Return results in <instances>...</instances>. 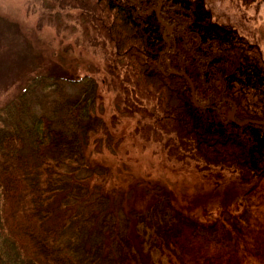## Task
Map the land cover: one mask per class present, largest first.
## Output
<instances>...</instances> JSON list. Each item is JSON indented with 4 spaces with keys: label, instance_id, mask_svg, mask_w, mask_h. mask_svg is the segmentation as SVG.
<instances>
[{
    "label": "trees",
    "instance_id": "trees-1",
    "mask_svg": "<svg viewBox=\"0 0 264 264\" xmlns=\"http://www.w3.org/2000/svg\"><path fill=\"white\" fill-rule=\"evenodd\" d=\"M34 1L58 29L74 21L105 73L101 83L93 72L67 77L76 96L62 78L39 75L42 99L24 90L0 109V264H101L104 236L118 234L120 219H106L108 196L86 182L97 173L87 150L93 135L114 140L101 116V84L111 119L132 118L133 133L170 162L228 171L245 187L237 211L217 207L210 221L154 192V202L125 219L142 226L145 255L169 264H264V28L252 41L207 0ZM119 239L111 264H147L130 237Z\"/></svg>",
    "mask_w": 264,
    "mask_h": 264
},
{
    "label": "rangeland",
    "instance_id": "rangeland-1",
    "mask_svg": "<svg viewBox=\"0 0 264 264\" xmlns=\"http://www.w3.org/2000/svg\"><path fill=\"white\" fill-rule=\"evenodd\" d=\"M207 1L219 20L231 22L256 41L260 29L264 28V0ZM40 17V8L34 0H0V109L24 90L29 91L27 96L32 98L35 89L34 97L42 99L44 89L38 84V78L34 79L39 75L45 76L48 82L62 78L60 84L70 96L78 92L77 87L65 81L67 77L77 78L93 72L99 83L104 78L101 56L83 43L80 28L74 21L65 18L66 26L58 29L57 25ZM262 43L264 49V41ZM48 88L50 91V86ZM99 94L104 105L101 116L114 140L109 144L101 131L93 135L87 150L97 173H89L86 182L90 191H102L108 196L106 219H120V224L114 227L118 234L107 237L111 235L107 232L104 236L100 262L111 264L114 261L121 244L119 237L124 235L133 240L135 249L144 251L140 255L142 261L169 264L167 256L160 261L157 252L145 255L148 249L146 245L142 247L139 236L144 232L142 226L131 217L129 227L125 226L131 211L145 210L155 201L154 192H162L168 193L171 204L184 215L210 221L217 216V207L237 211L245 187L228 171L204 174L192 166L170 162L154 142H146L133 133L135 121L132 118L111 119V94L102 84ZM98 138L105 142L96 150ZM117 140H120L118 146Z\"/></svg>",
    "mask_w": 264,
    "mask_h": 264
},
{
    "label": "water",
    "instance_id": "water-1",
    "mask_svg": "<svg viewBox=\"0 0 264 264\" xmlns=\"http://www.w3.org/2000/svg\"><path fill=\"white\" fill-rule=\"evenodd\" d=\"M162 8V5L159 7V9L157 10V16H158V19L161 21V18H160V9ZM168 29H170L169 28V26L167 25L166 26ZM180 75H182V76H185V77H187V75L184 73V72H182V73H180ZM188 78V77H187ZM188 80L190 81V83H191V87H192V96H193V100H194V102L196 103V99H195V90H194V86H193V83H192V81L188 78ZM234 114H235V110H232V111H230L229 112V119H231V120H235V117H234ZM247 123V121H245V122H242V123H240L241 125H244V124H246Z\"/></svg>",
    "mask_w": 264,
    "mask_h": 264
}]
</instances>
